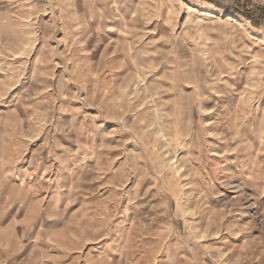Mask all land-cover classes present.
I'll list each match as a JSON object with an SVG mask.
<instances>
[{
    "label": "rangeland",
    "instance_id": "rangeland-1",
    "mask_svg": "<svg viewBox=\"0 0 264 264\" xmlns=\"http://www.w3.org/2000/svg\"><path fill=\"white\" fill-rule=\"evenodd\" d=\"M262 8L0 0V264H264Z\"/></svg>",
    "mask_w": 264,
    "mask_h": 264
},
{
    "label": "trees",
    "instance_id": "trees-1",
    "mask_svg": "<svg viewBox=\"0 0 264 264\" xmlns=\"http://www.w3.org/2000/svg\"><path fill=\"white\" fill-rule=\"evenodd\" d=\"M214 1V0H213ZM246 15L253 21L255 25H260L259 21L260 19H257V15L253 13H246ZM260 16L264 17V8H262L260 12Z\"/></svg>",
    "mask_w": 264,
    "mask_h": 264
},
{
    "label": "bare ground",
    "instance_id": "bare-ground-1",
    "mask_svg": "<svg viewBox=\"0 0 264 264\" xmlns=\"http://www.w3.org/2000/svg\"><path fill=\"white\" fill-rule=\"evenodd\" d=\"M242 196V194H238V195H236V196H234V198L235 197H238V198H240ZM232 199V198H231ZM230 200V199H229ZM235 199H232L231 201H234Z\"/></svg>",
    "mask_w": 264,
    "mask_h": 264
}]
</instances>
